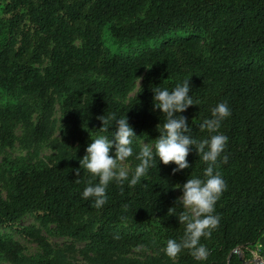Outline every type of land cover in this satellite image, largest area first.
<instances>
[{
    "label": "trees",
    "instance_id": "1",
    "mask_svg": "<svg viewBox=\"0 0 264 264\" xmlns=\"http://www.w3.org/2000/svg\"><path fill=\"white\" fill-rule=\"evenodd\" d=\"M189 77L197 103L181 115L194 138H208L199 126L212 107L227 101L231 109L219 129L229 137L227 162L218 168L227 189L215 206L219 226L201 240L207 261L183 250L176 264H259L252 255L258 248L264 264V0H0V146L12 148L18 127L31 126L36 115L39 148L48 138L53 94L62 138L46 163L2 160L9 185L4 197L0 183V256L23 264L7 233L46 245L40 229L87 244L97 264L125 246L179 241L185 225L177 217L185 208L169 183L203 178L207 165L195 150L188 169L173 174L174 164L158 162L135 186L110 183L99 209L81 195L90 174L81 166L77 177L75 170L96 135L111 138L114 126L99 132L104 114L127 115L135 152L141 143L154 145L165 117L153 111L152 87L171 90ZM139 78L138 94L123 102ZM26 216L40 229L21 226ZM122 224L126 231L117 228ZM28 262L69 264L44 255Z\"/></svg>",
    "mask_w": 264,
    "mask_h": 264
},
{
    "label": "clouds",
    "instance_id": "2",
    "mask_svg": "<svg viewBox=\"0 0 264 264\" xmlns=\"http://www.w3.org/2000/svg\"><path fill=\"white\" fill-rule=\"evenodd\" d=\"M152 108L164 115V123L155 139L154 145L144 143L139 152L134 151V138L137 137L133 127L128 122L127 115L118 117L117 113L97 117L102 126L100 133L109 135H96L85 149V155L80 159L79 169L75 170L80 176L81 166L87 170L91 179L82 192V198L92 199L96 208H101L107 202V189L110 183L123 185L125 181L129 186L142 182L157 163L163 165L174 164L173 174L188 169L187 160L190 152L195 150L197 155L207 165L203 171V178L193 177L181 186L178 185L182 195L177 199L187 211L179 213V223L185 225L183 237L168 239L162 249L169 258H176L183 250L198 262H205L209 257V250L201 242L202 238H209L220 223V215L216 214L215 206L221 195L227 189V181L218 170L221 163L227 162L223 155L229 142V137L219 131L223 122L231 115L227 101L220 102L211 108V115L200 124L201 130L209 133L206 139H196L191 134V127L183 115L190 106L196 105L192 93L190 77L178 82L171 90L160 85L152 87ZM191 93V94H190ZM134 157L139 163L129 174V169L121 167V162ZM172 207L169 212H174ZM119 239L117 235L115 237Z\"/></svg>",
    "mask_w": 264,
    "mask_h": 264
},
{
    "label": "rangeland",
    "instance_id": "3",
    "mask_svg": "<svg viewBox=\"0 0 264 264\" xmlns=\"http://www.w3.org/2000/svg\"><path fill=\"white\" fill-rule=\"evenodd\" d=\"M141 78L134 83L133 91L127 96L123 102H128L139 92ZM54 108L51 111L49 123L47 124V140L41 142L38 148L34 137H32V129L37 125V116L33 118L31 126H19L16 131V141L12 148H2L0 146V183L3 187V196L6 197V192L9 185L8 176L2 171L1 163L5 157L12 160L31 159L32 162H47V158L57 153V148L62 142L60 130V107L58 102V95L53 94ZM68 146L71 148L74 145L73 139H68ZM144 143H141L143 146ZM138 161L128 160L121 162V167L129 169V174L134 170ZM175 197L178 199L182 192L176 182H170ZM187 211V209H185ZM21 226H35L40 229V226L34 222L31 216H26L21 222ZM129 225H118L117 228L126 231ZM42 234L46 237V245H40L34 241H26L13 233H7L18 244L26 261L23 264H30L28 261L36 255H44L48 259H55L57 261H64L69 264H97V254L94 249L89 250L87 244L75 242L67 237H54L46 233L44 229H40ZM1 234L4 232L0 231ZM162 247L154 244L152 247L140 246H125L119 251H109L105 254L103 261L106 264L124 263V264H176L177 257L169 258L162 251ZM259 249V248H258ZM252 251V255L256 262L263 264L259 251ZM0 264H11L0 256Z\"/></svg>",
    "mask_w": 264,
    "mask_h": 264
}]
</instances>
